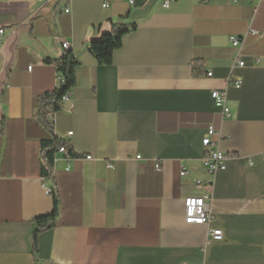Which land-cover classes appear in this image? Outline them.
I'll return each instance as SVG.
<instances>
[{
  "label": "crops",
  "instance_id": "crops-1",
  "mask_svg": "<svg viewBox=\"0 0 264 264\" xmlns=\"http://www.w3.org/2000/svg\"><path fill=\"white\" fill-rule=\"evenodd\" d=\"M120 20L137 28L101 66L89 45ZM251 27L263 37L232 68L229 38ZM0 28V264H264V0H0ZM64 42L76 85L49 131L36 100L58 87ZM209 126L230 157L215 176L202 162ZM54 138L79 159L57 152L46 172L41 142ZM206 196L214 220L186 223L185 200ZM55 198L34 253V219Z\"/></svg>",
  "mask_w": 264,
  "mask_h": 264
},
{
  "label": "trees",
  "instance_id": "trees-1",
  "mask_svg": "<svg viewBox=\"0 0 264 264\" xmlns=\"http://www.w3.org/2000/svg\"><path fill=\"white\" fill-rule=\"evenodd\" d=\"M137 25L127 21H117L110 23V31L104 33L100 38L93 40L89 45L90 54L96 59L99 65L109 66L113 62L114 52L122 47L123 38L135 31ZM79 62L72 51L64 53L63 57L57 62V72L62 79V83L53 91H49L39 96L36 100L38 122L52 131L50 116L59 111L63 104L64 96L71 92L76 85V69ZM193 75L199 76L202 67L201 62L194 61L192 64ZM3 132V124H0V134ZM63 143L58 139L41 142L43 148V159L45 162L44 170L49 172L54 164V159L58 152L59 147ZM54 194V192H53ZM58 199L55 198V208L52 214L41 216L34 219L37 229L33 236V251H37V238L38 235L44 231L50 230L56 226V220L59 215Z\"/></svg>",
  "mask_w": 264,
  "mask_h": 264
},
{
  "label": "built area",
  "instance_id": "built-area-1",
  "mask_svg": "<svg viewBox=\"0 0 264 264\" xmlns=\"http://www.w3.org/2000/svg\"><path fill=\"white\" fill-rule=\"evenodd\" d=\"M253 2L260 3L262 0H252ZM169 1H166L163 5V7H168ZM104 8H107L108 5L104 4ZM66 14H70L71 9L67 8L64 10ZM263 37V34L260 33V31L254 29L251 27L246 34V36L243 37H237V36H231L229 38L231 45L237 49V55L233 61L232 68L236 67H243L245 65L244 61L242 60V53L246 44V40L248 37ZM6 37V33H2V28H0V45L2 44L3 40ZM62 48L64 50V53L66 54L70 50V45L68 42H64L62 44ZM261 63H264V57H256L254 59V65H259ZM32 67L29 68L31 70ZM208 77L212 76V73L209 72L207 74ZM62 79L58 74V86L62 83ZM229 83L232 84L235 87H239L241 82L238 79H233L232 74L229 77ZM71 92L67 93L63 100L66 101L71 97ZM212 98L215 101L216 105L218 107H221L223 110V113L226 117L230 116V109L227 107V98L225 92L220 91H213L212 92ZM217 131L214 129L213 126L208 127L207 136L203 139V146L205 148L206 154L203 158L202 162L204 167L206 168L207 172L215 176L218 172L224 170L226 168V163L229 160V155L226 153L221 152L218 148L213 147V142L211 137L217 135ZM69 136H72V133H68ZM58 152L63 155L67 161H73L76 159H79V157L74 156L69 149V146L67 144H62ZM87 161L93 160V157L91 155H87L85 157ZM137 160H140V157H137ZM111 168L112 166L109 165ZM155 168L157 171L161 170V165L159 163L155 164ZM186 174L185 169L181 171V176H184ZM205 185H210L211 182L201 183ZM43 188L46 194L52 195L53 190L48 187L45 183L43 184ZM210 196L206 197H190L185 200V221L188 224H195V225H207L209 226L210 223L214 220L215 215L212 212L210 201ZM210 236L212 239L215 240H221L223 235L222 231L220 230H210Z\"/></svg>",
  "mask_w": 264,
  "mask_h": 264
},
{
  "label": "bare ground",
  "instance_id": "bare-ground-1",
  "mask_svg": "<svg viewBox=\"0 0 264 264\" xmlns=\"http://www.w3.org/2000/svg\"><path fill=\"white\" fill-rule=\"evenodd\" d=\"M2 33H6V31L4 29H2Z\"/></svg>",
  "mask_w": 264,
  "mask_h": 264
}]
</instances>
